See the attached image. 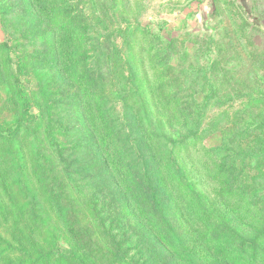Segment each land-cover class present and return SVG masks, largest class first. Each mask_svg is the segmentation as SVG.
Returning a JSON list of instances; mask_svg holds the SVG:
<instances>
[{
  "label": "rangeland",
  "instance_id": "374dc122",
  "mask_svg": "<svg viewBox=\"0 0 264 264\" xmlns=\"http://www.w3.org/2000/svg\"><path fill=\"white\" fill-rule=\"evenodd\" d=\"M25 3L0 0V44L10 46L0 48V264H264L261 240L254 252L246 243L235 259L224 258L185 228L174 231L180 242L173 236L162 252L163 243L144 233L149 222L140 225L133 215L141 214L140 193L129 172L143 170L135 144L129 142V157L121 161L113 151L114 178H89L94 145L81 114L84 97L90 112L98 105L106 117L117 118L116 125H125L124 112L143 123L147 112L136 109L149 97L148 84L158 82L165 101L172 90L186 96L188 115L196 120L189 124L202 131L205 146H221L223 126L242 125L254 129L253 142L262 144L264 0H58L51 1L46 28ZM57 21L79 36L87 56L73 66L74 77L83 81L77 94L50 77ZM43 71L47 79L35 75ZM27 115L35 119L18 129L16 121ZM190 152L193 157L195 150ZM97 180L114 194L95 192L91 184ZM209 180L202 182L208 189L214 185ZM113 182L128 200L112 189ZM162 208L175 230V208ZM214 233L212 240L223 246V233Z\"/></svg>",
  "mask_w": 264,
  "mask_h": 264
},
{
  "label": "trees",
  "instance_id": "16d2710c",
  "mask_svg": "<svg viewBox=\"0 0 264 264\" xmlns=\"http://www.w3.org/2000/svg\"><path fill=\"white\" fill-rule=\"evenodd\" d=\"M51 1L53 4L58 2L26 0L25 3L27 10L43 28L51 26L50 15L54 12ZM47 19L49 23H46ZM63 25V22L57 21L53 30L51 57L56 71L50 77H56L55 82L60 83L62 90L77 94V89L82 86L83 81L78 80V76L74 77L73 66L79 59H85L87 56L79 50V36L77 37L73 30H70V33L66 31L67 27ZM9 47L7 42L0 44V48ZM35 75L44 79L49 77L44 71L36 72ZM172 83L175 82L165 83L164 88H169L168 85ZM160 87L162 88L158 82L148 84L146 93L152 101L142 98L144 100H140L141 106L136 109V112L146 110L145 122L137 123L135 113L124 112L122 119H125V125L122 126L116 125L117 118L106 117V111L101 110L98 105L95 107L96 113L90 112V104L82 98L81 114L88 125L83 124L87 126L89 138L94 145V157L86 164L91 166L86 171L94 173L89 175V178L96 174L97 178L98 174L114 178L113 151L116 150L120 161L124 157L128 158L130 148L133 147L129 142H133L143 163L142 174L139 166L129 172L134 175L132 184L137 188V197L138 191L140 193L138 208L141 214L133 212V215L140 225H143L142 220L149 222L143 227L144 233L146 237L148 234L152 239L157 238L163 243L162 252H166V244L168 245L173 236L180 242L174 231L181 228L190 230L202 239L207 248L223 251L224 258L231 256L235 259L236 251L246 243L250 244L251 252H254L258 240H261L264 249V140L262 144L253 142L255 131L247 128V125L229 129L223 126L221 146H205L201 143L202 131L189 124L196 120H191L192 117L188 115L186 96L177 97L172 90L165 94V101L163 95H159ZM22 95L23 92L17 88L16 98L22 101V109L28 114L29 104ZM250 118L255 120L252 114ZM34 119L33 115L18 119V129L25 121ZM126 131L129 132L124 134ZM120 134L123 136L118 140ZM117 141V145L111 149ZM191 148L195 150L193 157ZM220 176L223 177V182L219 180ZM89 178H86L88 183L91 182ZM208 179L214 183L210 189L205 187L206 184H202L208 182ZM113 184L112 189L128 200V192L120 187V183ZM91 186L95 192L114 194L99 180L93 181ZM164 204L165 207L171 205L175 208L176 229L173 231L163 212ZM95 205L90 202L92 212L96 211ZM94 215L100 216V213ZM216 230L223 233V246L212 240L218 236L214 233ZM233 244L235 246H231ZM79 245L75 242V251L82 252ZM68 252L71 254L72 250Z\"/></svg>",
  "mask_w": 264,
  "mask_h": 264
}]
</instances>
